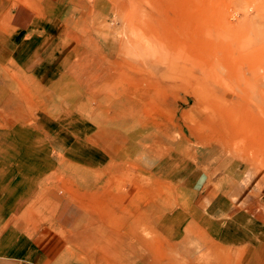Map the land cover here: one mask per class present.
I'll return each mask as SVG.
<instances>
[{
  "label": "rangeland",
  "instance_id": "obj_1",
  "mask_svg": "<svg viewBox=\"0 0 264 264\" xmlns=\"http://www.w3.org/2000/svg\"><path fill=\"white\" fill-rule=\"evenodd\" d=\"M45 3L0 0L3 36L13 34L8 21L20 4L52 16L49 34L31 51L32 70L0 54V128L33 126L40 114L63 130L73 118L88 119L127 162L126 169H112L122 177L107 185L111 196L152 188L143 196L157 199L158 218L177 205L174 185L163 181L166 171L181 174L184 165L203 170L215 188L248 166L264 171V0H67L51 11ZM16 129L17 143L0 136L10 149L7 159L19 156L25 172L42 174L37 134ZM143 161L159 169H143ZM78 173L63 163L42 183L31 203L32 223H54L74 201L79 208L93 203L112 227L123 225L104 212L103 184L72 182L71 176H87ZM88 192L95 199L87 201ZM135 202L145 201L128 200ZM155 217L137 216L138 230H132L136 217H128V230L120 233L126 243L91 254L105 259L98 264H244L231 249L203 237L169 243L152 231ZM101 228L96 226L98 238ZM249 264H264V247Z\"/></svg>",
  "mask_w": 264,
  "mask_h": 264
},
{
  "label": "crops",
  "instance_id": "obj_2",
  "mask_svg": "<svg viewBox=\"0 0 264 264\" xmlns=\"http://www.w3.org/2000/svg\"><path fill=\"white\" fill-rule=\"evenodd\" d=\"M66 1L46 0L44 9L63 8ZM39 12L33 6L18 5L8 21L13 34H0L1 57L8 60L14 57L13 60L17 59L27 70H32L29 66V58L33 55L31 51L36 53L43 36L49 34L47 29L52 23V16H41ZM44 118L45 123L42 122ZM73 119L76 120L68 130L53 123L47 114H40L38 123L33 126L18 123L9 128H0V136L7 134L16 143L21 141L16 133L17 127L37 134L35 140L45 168L42 174L32 176L23 170L24 164L19 156L7 159L10 149L0 144V264L105 263L102 256L95 259L91 251L95 248L122 247L127 235L120 233L128 230L127 224L131 221L128 217H136L132 230H138L137 216L143 215L156 216L152 219L151 229L157 235L164 236L169 243L203 237L214 245L231 249L243 258L244 264H249L251 256H261L264 247V171L248 166L234 181L221 188L209 187V179H205L204 171H191V166L186 167L188 165L183 166L181 174L166 171L168 174L163 181L174 185L177 205L158 218L157 199L143 196L146 193L152 195V188L150 192L125 191L123 198L119 199L123 201L119 202L117 199L122 195L111 196L112 192L109 188L107 190L110 186L107 185L122 177L120 172H116L119 176L113 174L112 169H126V159H119L116 150L109 147L106 133L100 134L94 123L88 119L79 120L78 117ZM78 122L81 127L76 128ZM63 163H69L77 175L78 172L87 173V176H71L72 182L103 184L104 212L119 217L118 223L123 225L112 227L110 219L106 220L104 216L101 219L100 214L91 209L93 203L79 208L74 206V201H71L69 211L64 213L61 209L60 213H56L54 223H32L29 217L32 201L42 183L51 174L58 173ZM141 164L143 169H159V165H149L147 161ZM146 171L151 173L153 170ZM154 178L159 180L158 176ZM154 185H158V182H154ZM94 197L93 192H88L86 199L88 201ZM131 199L145 202H135L132 206L128 203ZM96 226H102V237L95 236ZM94 227L95 230H92ZM91 231L93 237L89 233ZM133 264L147 263L138 261Z\"/></svg>",
  "mask_w": 264,
  "mask_h": 264
}]
</instances>
